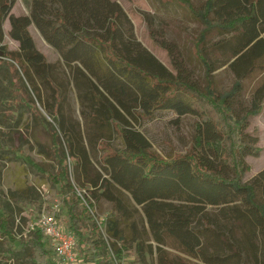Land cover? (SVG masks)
Segmentation results:
<instances>
[{
    "label": "trees",
    "instance_id": "trees-1",
    "mask_svg": "<svg viewBox=\"0 0 264 264\" xmlns=\"http://www.w3.org/2000/svg\"><path fill=\"white\" fill-rule=\"evenodd\" d=\"M27 1L30 14L16 15L12 9L17 0H0V55L14 66L9 68L12 105L26 106L47 125L58 168L46 171L28 161L59 187L65 227L77 238L78 255L89 264H111L124 254L134 255L131 264H150V253H155L158 264H181L164 249L166 239L172 238L205 264H247L248 257L264 264V168L251 181H243L250 169L245 156L261 152L255 146L258 138L247 128L249 118L262 109L264 86L255 90L244 115L234 108L242 91L240 79L252 70V58L264 54V0H204L200 6L193 0H156L164 10L173 3L187 6L191 18L206 25L197 37L196 55L207 72L227 66L236 73L239 80L225 93L186 78L175 44L157 37L154 16L148 13L150 35L171 56L176 73L138 40L118 1ZM7 20L9 36L19 43L15 50L2 44ZM32 24L62 61H48L37 48ZM214 30L219 40L209 46ZM207 48L228 57L216 67L206 57ZM72 88L83 124L72 110ZM158 110L198 118L186 154L160 156L135 127L134 122ZM112 133L122 137L124 149L111 145ZM101 199L112 205L102 223L105 234L90 211ZM129 203L135 211L142 208L155 248L145 245L142 233L126 234V223L134 215ZM208 206H221L225 224L210 215ZM7 224L0 214L7 258L24 250L22 264H59L46 249L40 229H32L29 239L18 238ZM132 225L136 228L135 222ZM144 232L149 235L145 226Z\"/></svg>",
    "mask_w": 264,
    "mask_h": 264
},
{
    "label": "rangeland",
    "instance_id": "rangeland-1",
    "mask_svg": "<svg viewBox=\"0 0 264 264\" xmlns=\"http://www.w3.org/2000/svg\"><path fill=\"white\" fill-rule=\"evenodd\" d=\"M133 21L137 38L157 56L165 66L176 73L177 70L172 63V58L168 52L161 47L151 37L148 24L145 20V13L154 16L153 28L157 30L158 38H165L176 46L175 54L179 60L183 74L190 81L197 83L205 89L209 84L215 87L217 92L225 93L229 91L234 83L239 80L236 73L227 66L220 67L212 72H207L205 64L196 55V40L200 36L204 24L194 21L191 18L187 6H179L173 3L166 10L162 9L156 0H117ZM195 5L200 6L202 0H193ZM12 12L16 15H29L30 3L27 0H17ZM6 36L4 42L9 50L19 48V43L13 40L8 32L10 23L5 22ZM30 31L34 37L37 48L42 51L50 62L62 61L59 52L48 44L34 24L30 26ZM217 32L214 30L212 33ZM211 33V34H212ZM264 36V34H263ZM1 44V45H2ZM210 48V47H208ZM207 48V49H208ZM206 57L216 67L228 57L217 50L208 49ZM250 66L252 70L243 78L242 91L236 97L234 103L235 110L240 115H244L252 107L253 94L255 90L264 86V54L254 57ZM14 66L7 65L5 61H0V214L8 219L7 228L17 235L18 238L29 239V234L42 214H55L65 226L64 215L66 207L61 197L59 187L52 182L47 173L38 170L30 164L31 158L40 166L47 170L57 169V163L51 153V136L47 125L43 120L32 113L30 109L23 105H12L10 90L12 89V71L9 68ZM249 67V66H248ZM72 110L81 124V106L77 92L72 88L71 92ZM261 111L249 118L247 132L251 137H257L258 142L255 146L261 148L259 156L247 154L246 162L250 169L243 177L244 182L251 179L264 168V99L261 100ZM45 113V112H44ZM47 120L52 118L46 114ZM198 118L192 114L178 115L171 110L155 111L150 118H146L134 125L150 140L152 150L165 158L184 155L189 150L195 137V123ZM110 143L117 149H124L123 139L116 133H112ZM227 173L232 176L233 172ZM80 191L77 189V192ZM134 202L131 200V204ZM130 206V203H129ZM112 205L109 201L101 199L96 207L92 208L99 218H103L111 211ZM132 209V207L130 206ZM138 211L133 210V218L128 220L125 226L126 234L129 237L135 233H142L145 245L157 243L153 239L145 215L140 206ZM221 206H208L207 211L210 215L219 217ZM135 222L136 228L133 227ZM146 227L148 234L144 232ZM237 233V236H240ZM6 236L0 227V264H22L27 252L22 250L10 260L5 252ZM106 240L107 236H106ZM46 249L54 257V250L50 241L45 237ZM109 243V242H108ZM164 249L169 256L181 264H205L200 257H194L186 253L179 243L167 238ZM137 252L136 244L133 251ZM115 257V255H114ZM247 264H259L253 257H248ZM134 255L124 254L122 257H115L111 264H131ZM150 264H158L157 255L150 253ZM73 264H89L83 256L78 255ZM94 264V263H90Z\"/></svg>",
    "mask_w": 264,
    "mask_h": 264
},
{
    "label": "built area",
    "instance_id": "built-area-1",
    "mask_svg": "<svg viewBox=\"0 0 264 264\" xmlns=\"http://www.w3.org/2000/svg\"><path fill=\"white\" fill-rule=\"evenodd\" d=\"M6 60H8L7 57L0 55V61ZM78 194L85 201L83 193L78 191ZM90 211L102 232L105 234V229L102 226V223L106 220L108 215L99 218L92 208H90ZM34 228L40 229L45 234L46 238L49 239L59 264H73L77 260V238L73 232L69 231L61 223V220L57 218L55 214H42Z\"/></svg>",
    "mask_w": 264,
    "mask_h": 264
},
{
    "label": "crops",
    "instance_id": "crops-1",
    "mask_svg": "<svg viewBox=\"0 0 264 264\" xmlns=\"http://www.w3.org/2000/svg\"><path fill=\"white\" fill-rule=\"evenodd\" d=\"M115 1H117V0H115ZM202 1H204V0H202ZM201 1V2H202ZM126 11V10H125ZM130 17V16H129ZM132 20V19H131ZM133 22V21H132ZM206 28V25L204 24V28H203V30ZM202 30V31H203ZM218 35V32L217 33H214L213 34V39H210V41H209V46H211L213 43H215L217 40H219V36H217ZM139 40V39H138ZM140 41V40H139ZM142 43V42H141ZM143 44V43H142ZM144 45V44H143ZM146 48H147V46L146 45H144ZM148 50H149V48H147ZM150 51V50H149ZM151 52V51H150ZM152 53V52H151ZM153 54V53H152ZM154 55V54H153ZM155 56V55H154ZM160 62H162L157 56H155ZM163 63V62H162ZM164 64V63H163ZM165 65V64H164Z\"/></svg>",
    "mask_w": 264,
    "mask_h": 264
}]
</instances>
